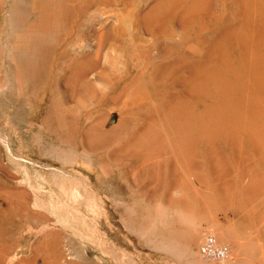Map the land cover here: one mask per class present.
Returning <instances> with one entry per match:
<instances>
[{"label": "rangeland", "instance_id": "1", "mask_svg": "<svg viewBox=\"0 0 264 264\" xmlns=\"http://www.w3.org/2000/svg\"><path fill=\"white\" fill-rule=\"evenodd\" d=\"M0 264H264V0H0Z\"/></svg>", "mask_w": 264, "mask_h": 264}, {"label": "built area", "instance_id": "2", "mask_svg": "<svg viewBox=\"0 0 264 264\" xmlns=\"http://www.w3.org/2000/svg\"><path fill=\"white\" fill-rule=\"evenodd\" d=\"M198 252L206 259H223L227 255V247L217 243L213 236L207 235L200 244Z\"/></svg>", "mask_w": 264, "mask_h": 264}, {"label": "bare ground", "instance_id": "3", "mask_svg": "<svg viewBox=\"0 0 264 264\" xmlns=\"http://www.w3.org/2000/svg\"><path fill=\"white\" fill-rule=\"evenodd\" d=\"M238 64H239V63H238ZM261 70H262V69H261ZM261 70H260V71H261ZM258 73L260 74V72H258ZM260 81H261V80H260ZM261 83H262V82H261ZM243 87H244V86H243ZM258 99H259V98H258ZM259 121H260V120H259ZM259 136H260V135H259ZM230 183H231V182H230ZM227 194H228V193H227ZM235 194H236V193H235ZM223 195H224V194H223ZM201 201H202V200H201ZM204 201H205V200H204ZM204 201H203V203L200 202V203L202 204V205H200V206H201V207L203 206V207H202L203 209L207 208V203L204 202ZM208 204H209V203H208ZM209 209H210V208H209ZM209 212H210V211H209ZM214 239H215V238H214ZM218 239H219V238H218Z\"/></svg>", "mask_w": 264, "mask_h": 264}]
</instances>
